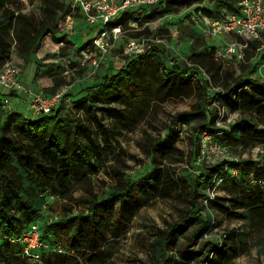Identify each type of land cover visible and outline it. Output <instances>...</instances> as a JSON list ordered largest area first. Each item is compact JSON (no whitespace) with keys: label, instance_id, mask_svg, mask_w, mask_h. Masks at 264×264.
Wrapping results in <instances>:
<instances>
[{"label":"trees","instance_id":"16d2710c","mask_svg":"<svg viewBox=\"0 0 264 264\" xmlns=\"http://www.w3.org/2000/svg\"><path fill=\"white\" fill-rule=\"evenodd\" d=\"M34 1L41 13L38 18L30 15L27 8L16 11L8 7L21 0H0V68L10 60L12 42L20 58L26 61L40 48L44 37L55 36L58 19L71 10L67 4L69 0ZM206 1L216 5L215 10L200 6ZM237 3L230 0H160L142 10L150 11L146 17H151L159 13V9L165 13L177 7L188 11L196 5L194 12L201 11L205 16L216 18L223 9L236 11ZM134 16L135 13H125L110 25L122 27L129 21L139 23V18ZM9 36L11 41L7 39ZM56 40L69 43L64 37ZM250 45L254 47L256 43ZM209 49L208 54L197 56L192 66L182 67L176 63L169 64L162 50L153 46L137 56L140 62L132 60L117 72L107 71L99 81L80 91L84 95L73 103L77 109L92 116L105 111V107L113 103L125 104L131 115L139 114L142 118V113L154 103L193 91L192 84L199 92L202 91L200 100L195 110L177 114L174 124L187 127L195 124L198 134L215 132L213 125L217 109L207 110L214 100L218 107L240 114L239 119L216 139L223 143L231 142L238 149L262 146L264 150V130L252 123L254 120L264 121V83L237 80L234 87L228 91L223 89L215 93L213 99L207 100V81L200 76L193 81L192 75H201L200 69L211 73L219 68L214 61L215 49ZM142 62L144 64H137ZM58 87L59 83L54 80L51 93ZM4 97L15 99L18 96L15 92L3 94L0 91V252L10 264H29L23 258V246L9 239L18 237L28 225L40 221V238L47 247L39 251L38 264H111L113 251L107 245L117 241L125 232L124 208L128 199L138 203L168 200L180 188L174 169L171 166H153L143 175L133 178H126L123 172L113 170L114 184L98 195L92 179L106 171L108 157L103 148L94 146L80 116L67 113L60 103L50 115L25 119L16 112H3ZM170 133L178 137L173 128ZM195 142L189 164L198 173H188L185 177L191 208L185 210L178 221L167 222L165 230H157V248L154 247L152 253L160 252L163 259L156 264H165L166 246L175 244L192 222H197L198 226L189 238L190 245L195 243L193 238L204 237L214 225L210 218L204 219L199 215L200 205L195 201L199 188L211 190L216 185L221 186L229 196L204 195L209 209L230 218L240 217L235 211L245 210L246 219L252 226L264 224V166L253 167L250 161H222L200 169L191 164L196 161L199 149L198 138ZM151 149L162 154L163 160L170 155L183 156L174 139L156 142ZM233 169L238 170L237 176H232ZM79 185L84 187V194L75 199L74 193ZM46 191L54 197L51 202L63 204L59 219L49 223L41 221L47 208L51 209V202L46 203L44 196ZM75 201H78L77 211L75 206H71ZM242 252L237 236L230 232L223 236L220 244L205 243L198 251L187 248L177 253V259L182 263L227 264L229 258L238 257Z\"/></svg>","mask_w":264,"mask_h":264},{"label":"rangeland","instance_id":"374dc122","mask_svg":"<svg viewBox=\"0 0 264 264\" xmlns=\"http://www.w3.org/2000/svg\"><path fill=\"white\" fill-rule=\"evenodd\" d=\"M230 1L236 3L239 0ZM36 3L34 0H27L26 2H14L8 7L16 11L27 8L30 15L38 18L41 13ZM67 4L70 2L67 1ZM200 6L215 10L216 5L206 1ZM196 8L197 6L193 5L189 12L184 8L177 7L172 8L169 13L159 9V13L153 14L151 17H146L150 11L142 9L130 12L135 13L134 17L137 18L144 12L141 21L136 26L133 25V21L122 26L120 40L101 59L102 63H99L96 69L90 65V61L95 58L99 59L100 56L92 49L89 40L97 33L99 27H89L88 35L83 38L81 28L74 27L73 33L69 34L64 28L58 27L57 22L54 29L55 36L51 34L44 37L40 48L32 52L26 61L20 58L15 43H11L9 62L21 70L24 89L45 97L62 92L61 104L63 108L67 113L72 112L75 117L80 116V120H83L86 127V132L93 139L94 146H99L106 152L108 157V163L105 165L106 171L92 179L94 190L98 195L114 184L113 170L123 172L126 178H133L143 175L153 166L163 165L171 166L179 178L180 188L168 200L155 199L138 203L128 199V204L124 208L125 232L117 241H112L107 245L108 249L113 251L111 264L158 263L163 259V256L160 252L152 253V249L157 248V230H165L167 222L178 221L184 215L185 210L191 208L190 190L185 177L193 170L189 163L193 156L192 151L196 147L195 140L199 139V129L195 131V124H192L177 131L178 126L174 122L177 114L195 110L202 91L199 92L191 84L193 91L187 95L165 98L163 101L154 103L147 112L142 113V118L139 114L131 115L129 107L125 104L113 103L105 107V111H98L95 116H92L85 110L77 109L73 102L84 95L78 90L99 81L107 71L117 72L132 60L139 61V57L127 55L124 51L126 41L129 39L143 37L157 40L158 42L151 47L156 46L161 49L169 64L176 63L182 67H190L197 56L208 54L209 48L218 46L220 41L211 38L206 32L203 33L200 27L187 21V16L192 15ZM70 13L75 24L76 22L83 23L77 9L70 10ZM62 37L66 38L69 43H58L56 39ZM7 39L11 41L10 36ZM257 43L256 46L249 47L245 51L242 60L238 61L234 57L214 60L219 67L217 70L207 73L205 69H201V75L197 74V76H200L202 80L205 79L207 87L214 91L220 89L228 91L234 87L237 80L264 83V78L261 77V74L264 76V42ZM86 46L89 47L92 59L82 63L79 60L80 50ZM137 64H144V62ZM54 80L59 83V87L54 93H51ZM39 82H42L41 85ZM64 96L67 98L63 99ZM10 102V108H13L17 100L11 99ZM211 109V106L207 107V110ZM8 111V113L11 112V110ZM64 114L62 112V115ZM252 123L257 128L264 130V121L254 120ZM172 128L177 132V138L170 133ZM171 139L175 140V146L183 156L170 155L166 160H163L164 156L153 151L151 147L156 142H167ZM218 143L227 147L226 157L228 159L231 158L238 162L250 161L253 162V167L264 166V150L262 151L261 146L238 149L231 142L223 143L218 139ZM181 159L182 161L179 162ZM191 164L200 167V169L209 167L206 163L197 165L192 162ZM77 188L74 193L75 199L84 194V187L79 185ZM196 192L195 201L200 205V217L210 218L214 225L204 237L193 238L195 243L190 245L189 238L198 226L197 222H192L175 244L166 246L165 264H196V261L182 263L177 259V253L187 248L198 251L200 246L205 243L218 245L223 236L230 232L237 236L240 249L243 252L238 257L229 258L227 264H264V224L252 226L246 219L245 210L235 211L240 214V217L230 218L214 209H209L204 195L229 197L221 186L217 187L216 185L211 190L199 188ZM77 202L71 204V206H75V211L78 210ZM49 204H51V209L48 207L41 216V221H46L45 223L53 222L55 218L58 220L62 211V203L54 201ZM0 264H10L1 252ZM79 264L85 263L79 262Z\"/></svg>","mask_w":264,"mask_h":264},{"label":"built area","instance_id":"2783aa9c","mask_svg":"<svg viewBox=\"0 0 264 264\" xmlns=\"http://www.w3.org/2000/svg\"><path fill=\"white\" fill-rule=\"evenodd\" d=\"M27 0H21L26 2ZM160 0H69L71 10L77 9L85 28L99 27L97 33L91 38L92 49L98 53L100 58L92 59L89 47H83L80 50L79 60L85 63L90 61V65L96 69L101 59L108 51L115 46L121 37V26L110 25L118 20L123 14L135 12L142 8H149L156 5ZM190 12V9L188 10ZM141 17V18H140ZM139 17L141 21L143 13ZM187 21L208 34L213 39H218L220 44L214 47V60L218 61L228 57H234L238 61L245 56V51L251 47V43L264 42V0H239L236 5V11L223 9L216 18H210L201 13L194 12L187 17ZM134 22V26H136ZM58 27L64 28L67 33L72 34L75 27L74 18L71 13L62 15L58 20ZM93 31V30H92ZM150 42V43H149ZM157 40H149L143 37L133 38L126 41L125 53L130 56L143 55ZM258 44V43H257ZM201 70V69H200ZM261 77L264 76L261 74ZM198 79L197 74L192 75V80ZM205 80V79H204ZM206 81V80H205ZM0 91L3 94L15 92L18 97L16 105L10 108L11 99L3 98L2 109L4 111L16 112L25 119H36L41 116L50 115V113L61 103L62 92L56 93L50 97H44L42 94L28 92L21 84V70L11 62H6L0 68ZM223 90L214 91L207 87L205 98L211 100L215 93ZM209 106L217 109L216 120L213 128L215 132H201L198 143V155L195 163L197 165H213L222 161L237 162L226 157V146L218 143L216 139L224 130L239 119V112H229L225 108L217 106V102L212 100ZM208 106V107H209ZM215 109V110H216ZM179 129L185 128L184 125H177ZM259 147V146H257ZM262 147V146H261ZM263 151V147H262ZM197 174L198 171L192 170ZM232 176H237L238 170H231ZM220 181V180H219ZM218 181V183H219ZM45 192L46 203L54 200V197ZM56 220V218H55ZM40 221L28 225L18 237L9 239L12 243H19L23 246V258L29 264H38L40 262L39 251L46 248L47 245L40 238ZM61 252V250H58Z\"/></svg>","mask_w":264,"mask_h":264},{"label":"crops","instance_id":"0c3cea01","mask_svg":"<svg viewBox=\"0 0 264 264\" xmlns=\"http://www.w3.org/2000/svg\"><path fill=\"white\" fill-rule=\"evenodd\" d=\"M75 28L77 29V28H81L82 29V31H81V36L83 37V38H85V35H88V28H85V26H84V24L83 23H81V22H76V24H75ZM87 30V31H86ZM92 32V31H91ZM75 33H76V31H75ZM81 38V37H80ZM91 40V39H90ZM89 40V41H90ZM79 46V45H78ZM82 47V46H81ZM22 76V75H21ZM41 83L42 82H39V84L41 85ZM21 84H22V81H21ZM81 89V88H80ZM84 88H82L81 90H78V92H80V91H82Z\"/></svg>","mask_w":264,"mask_h":264}]
</instances>
